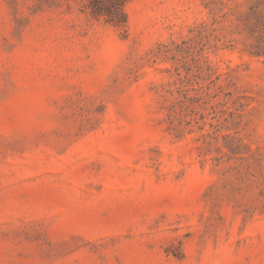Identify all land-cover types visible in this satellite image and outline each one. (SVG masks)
<instances>
[{
    "label": "rangeland",
    "instance_id": "1",
    "mask_svg": "<svg viewBox=\"0 0 264 264\" xmlns=\"http://www.w3.org/2000/svg\"><path fill=\"white\" fill-rule=\"evenodd\" d=\"M70 3L0 0V264H264V0Z\"/></svg>",
    "mask_w": 264,
    "mask_h": 264
},
{
    "label": "trees",
    "instance_id": "2",
    "mask_svg": "<svg viewBox=\"0 0 264 264\" xmlns=\"http://www.w3.org/2000/svg\"><path fill=\"white\" fill-rule=\"evenodd\" d=\"M131 0H39V7L71 9V3L86 17L125 31L128 22L126 5Z\"/></svg>",
    "mask_w": 264,
    "mask_h": 264
}]
</instances>
